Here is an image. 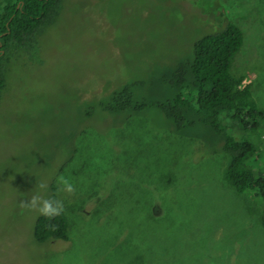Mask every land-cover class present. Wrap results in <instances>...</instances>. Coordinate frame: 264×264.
I'll use <instances>...</instances> for the list:
<instances>
[{"label": "rangeland", "instance_id": "1", "mask_svg": "<svg viewBox=\"0 0 264 264\" xmlns=\"http://www.w3.org/2000/svg\"><path fill=\"white\" fill-rule=\"evenodd\" d=\"M227 24L244 35L230 73L264 110V0H65L36 57L18 50L5 71L0 264H264V201L223 181L218 145L171 133L155 108H102L117 86L175 69ZM233 130L256 145L249 167L264 175V126ZM52 189L68 240L39 244Z\"/></svg>", "mask_w": 264, "mask_h": 264}, {"label": "trees", "instance_id": "2", "mask_svg": "<svg viewBox=\"0 0 264 264\" xmlns=\"http://www.w3.org/2000/svg\"><path fill=\"white\" fill-rule=\"evenodd\" d=\"M64 3L9 0L4 5L0 14V95L6 88V67L16 52L23 49L36 57L39 37L57 21ZM243 40L241 29L227 24L222 31L200 38L194 44L192 58L175 69L153 81H129L117 86L102 108L116 114L157 109L170 124L171 133L218 145L217 152L226 156L223 181L238 193L254 191L264 201V175L249 167L256 145L231 133L234 128L257 131L264 126V110L254 101L250 86H243L244 78L230 73L231 61ZM139 89L157 91V100L146 101L145 95L137 93ZM53 191L49 198L57 201ZM62 206L56 215L40 214L36 218L33 236L37 243L68 240L69 223Z\"/></svg>", "mask_w": 264, "mask_h": 264}, {"label": "clouds", "instance_id": "3", "mask_svg": "<svg viewBox=\"0 0 264 264\" xmlns=\"http://www.w3.org/2000/svg\"><path fill=\"white\" fill-rule=\"evenodd\" d=\"M65 190L68 192L72 191V186L67 181H64ZM39 200L38 196L33 197V204L35 205L36 202ZM62 204L58 201H51V200H43L40 201L39 211L43 215H56L59 211L62 210Z\"/></svg>", "mask_w": 264, "mask_h": 264}]
</instances>
